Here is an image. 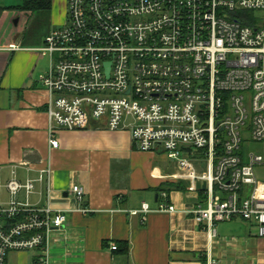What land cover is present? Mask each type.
<instances>
[{
  "label": "built area",
  "instance_id": "obj_1",
  "mask_svg": "<svg viewBox=\"0 0 264 264\" xmlns=\"http://www.w3.org/2000/svg\"><path fill=\"white\" fill-rule=\"evenodd\" d=\"M37 50L49 57L39 82L51 148L57 130L127 129L138 151L163 154L181 173L173 179L203 194L189 211L197 224L214 234L215 224L239 219L264 238L254 172L264 158L246 151L261 145L264 155V0H65L63 24ZM6 189L0 264L25 250L47 264L50 234L66 214L16 201L32 180L12 178ZM70 194L83 203L81 186ZM161 197L141 212H175Z\"/></svg>",
  "mask_w": 264,
  "mask_h": 264
},
{
  "label": "crops",
  "instance_id": "obj_2",
  "mask_svg": "<svg viewBox=\"0 0 264 264\" xmlns=\"http://www.w3.org/2000/svg\"><path fill=\"white\" fill-rule=\"evenodd\" d=\"M10 6L0 0V206L10 201L9 180H32L33 191H20L16 201L66 214L50 234L47 264H264V238L246 222L217 223L214 234L197 224L189 211L203 194L173 179L181 173L163 154L138 151L127 129L57 130L58 148L50 147L48 96L39 82L49 57L37 49L55 28L30 33L29 15ZM49 13L51 25L63 22L65 0H52ZM75 185L84 190L82 204L70 194ZM165 190L175 212H141L143 205L157 209ZM116 243L127 245V255L109 249ZM42 256L11 251L7 264Z\"/></svg>",
  "mask_w": 264,
  "mask_h": 264
},
{
  "label": "rangeland",
  "instance_id": "obj_3",
  "mask_svg": "<svg viewBox=\"0 0 264 264\" xmlns=\"http://www.w3.org/2000/svg\"><path fill=\"white\" fill-rule=\"evenodd\" d=\"M22 3V0H7V5H12L10 7H18L20 6ZM63 17L65 19V16L63 14ZM27 25H28V29L30 31V33H36L37 35H40L41 33H45L46 30H49L51 28H55L58 29L60 28V26L63 24V22H60V24H56V25H51L52 21L50 19V13L46 12V13H38V14H34V15H29V18L27 19ZM48 64V59H43V62H41L40 66L41 67H46V65ZM246 151L248 153H252L255 155H262L264 158V155L262 154V147L261 145H251L249 147L246 148ZM178 172V169H176ZM255 172V176L257 178V180L259 181L260 184H262L264 186V166L259 167V168H255L254 170Z\"/></svg>",
  "mask_w": 264,
  "mask_h": 264
},
{
  "label": "trees",
  "instance_id": "obj_4",
  "mask_svg": "<svg viewBox=\"0 0 264 264\" xmlns=\"http://www.w3.org/2000/svg\"><path fill=\"white\" fill-rule=\"evenodd\" d=\"M51 6H52V0H22V3L20 6L18 7H10V8H6V9H10V10H15V11H19L22 13H25L27 15H34V14H38V13H46L49 12L51 10ZM5 8H1L0 7V15L2 13V11ZM165 194H168L165 191H162ZM159 195H161L159 193ZM105 245V243H104ZM115 255H127L128 253V247L125 243H116V250L112 251Z\"/></svg>",
  "mask_w": 264,
  "mask_h": 264
},
{
  "label": "water",
  "instance_id": "obj_5",
  "mask_svg": "<svg viewBox=\"0 0 264 264\" xmlns=\"http://www.w3.org/2000/svg\"><path fill=\"white\" fill-rule=\"evenodd\" d=\"M106 67H107V69H108V68H109V65H106ZM205 187H206V184L203 183V184L201 185V189H202V190H205Z\"/></svg>",
  "mask_w": 264,
  "mask_h": 264
}]
</instances>
